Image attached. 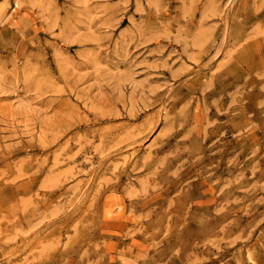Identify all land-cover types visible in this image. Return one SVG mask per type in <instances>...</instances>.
Instances as JSON below:
<instances>
[{
  "label": "rangeland",
  "instance_id": "374dc122",
  "mask_svg": "<svg viewBox=\"0 0 264 264\" xmlns=\"http://www.w3.org/2000/svg\"><path fill=\"white\" fill-rule=\"evenodd\" d=\"M0 264H264V0H0Z\"/></svg>",
  "mask_w": 264,
  "mask_h": 264
}]
</instances>
